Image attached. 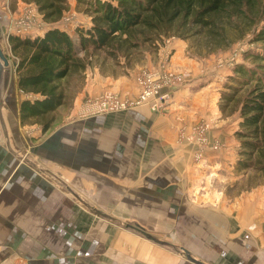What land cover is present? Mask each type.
Here are the masks:
<instances>
[{"label":"crops","instance_id":"obj_1","mask_svg":"<svg viewBox=\"0 0 264 264\" xmlns=\"http://www.w3.org/2000/svg\"><path fill=\"white\" fill-rule=\"evenodd\" d=\"M180 61L173 66L190 68ZM110 80L95 76L77 93L74 110H83L84 101L102 94ZM112 80L115 89H123L112 91L137 94L123 80ZM177 91L161 111L141 106L74 120L34 142L21 134L19 107L7 126L1 123L0 264H194L177 246L204 264H261L264 198L258 194L264 186L223 206L191 195L200 177L197 167L204 163L215 172L221 152L208 150L197 161V148L183 130L191 134L204 118L213 119L209 138L222 139L223 159L232 166L238 160V141L228 134L234 123L216 121L222 116L221 92L211 84L190 96L184 88ZM240 122L238 117L236 128ZM59 132L57 141L31 152ZM211 227H223L228 242L213 257L196 248L197 241L213 247Z\"/></svg>","mask_w":264,"mask_h":264},{"label":"trees","instance_id":"obj_2","mask_svg":"<svg viewBox=\"0 0 264 264\" xmlns=\"http://www.w3.org/2000/svg\"><path fill=\"white\" fill-rule=\"evenodd\" d=\"M22 1L34 4L49 24L59 22L71 9L69 0ZM75 1L77 9L82 8L81 13L90 19L89 27L75 29V38L60 27L36 38L9 37L17 59V86L30 97L20 103L22 126L40 124L43 132L49 131L52 115L68 103L62 81L85 70L88 55L106 49H111L112 55L123 51L125 44L140 46L136 41L139 35L143 42H163L170 37L188 39L207 34L211 41L218 42L227 39L229 31L239 32L241 37L254 32L253 41L264 42V0ZM246 59L250 66L238 65L233 70L235 85H227L229 93L223 95V109L245 93L235 134L239 143L235 170L239 174L253 171L264 179V53L249 54ZM261 184L259 181L255 186Z\"/></svg>","mask_w":264,"mask_h":264},{"label":"rangeland","instance_id":"obj_3","mask_svg":"<svg viewBox=\"0 0 264 264\" xmlns=\"http://www.w3.org/2000/svg\"><path fill=\"white\" fill-rule=\"evenodd\" d=\"M74 2V8L70 9V11L65 13L63 16L64 18L66 17L69 19L68 22L62 23L63 26L61 25L62 19L56 24H49L42 17L44 21L43 25L40 21L41 19H38V22H36L37 27H39L38 31L41 33L38 32L40 33L39 35H37V33H33L32 37L27 38L43 36L47 30L53 27H60L75 38L74 32L78 26H90L85 24L83 18L85 17L89 23L90 19L81 13L82 8L78 7L77 9L76 1L74 0ZM25 5H27V3L22 0H0V49L3 56L8 60V69L11 71V80L9 81L7 88L5 89L3 85L0 87V125L2 123L4 126L5 124L7 126L8 122L13 119L12 115L16 113L18 107L20 110V103L23 100L30 98L22 94L17 86V59L13 55L9 43V37L15 36L12 33L10 34L11 23L17 16L20 15ZM31 5L37 9L34 4ZM260 28L261 26H259L257 30ZM253 33L254 32H248V34L244 37H241L239 36V32L229 31L227 39H218V42L211 41L207 34L188 39L170 37L165 38L163 42H160L158 39L143 42V36L139 35L136 38V41L141 43L140 46L129 47L128 44H125L123 46V51H117L112 55L109 53L111 49L96 52L91 56L88 55L89 64L87 68L85 70L74 72L66 80L62 81V87L69 97L68 103L65 107L59 109L52 115L54 122L51 129L47 132H43L40 124L26 125L23 126L21 134L26 137H31L34 142L49 134V132L59 128L66 122L83 120L86 118L80 115L81 110H74L73 102L77 93L81 89L85 88L86 85H90L95 76L111 79L110 87L105 89L104 92L112 90L123 91V89L114 88L112 79H115L116 81L123 80V84H127L137 89V79L143 71L157 69L167 60L169 68L176 74L183 76L184 81L177 87L165 88L164 91L172 95V92L178 93L177 90L180 89V91H182L184 88L186 92H188L187 95L190 96L194 90H198L199 88L211 84L212 89L214 88L216 90H220L221 92V98L217 105V111H219L222 116L217 117L216 121L223 120V126H229V123H234L232 129H229L228 134L236 137L234 129L238 127V125H236L235 122L239 117L240 102L245 93L241 92L237 100L224 109L223 95L229 93L227 85H235L232 81L234 68L238 65L250 66L251 64L249 59H246L249 54L261 55L264 53V42H254ZM83 56L84 55L82 54V57ZM174 56H177V58L174 59ZM172 59L174 60L172 61ZM179 59L182 62H186L187 66H190V68L179 69L178 67L173 66V62L178 64ZM194 82H197L200 85L190 87L189 85ZM104 92L102 94H104ZM118 94L123 95L121 92H118ZM86 103L87 102L84 101V104ZM212 120L213 119L204 118L202 122L195 125V128L202 123L209 122L210 130L207 133L208 135L214 127V120ZM236 129L238 130L239 128ZM221 140L222 139L218 138L215 140L214 138H212V140L210 139L211 142L219 141L222 144L220 149L212 151L213 153L218 154L221 152V158L219 157L220 161H218L217 170L215 168L216 171L212 173L210 172L211 169L205 166L206 164L202 163L199 165L197 168H200V177L197 178L196 183L193 187H191V195H196L198 200L206 201L213 205L218 204L223 206L225 201L233 203L237 197L241 196L242 193L244 194H242V196H244L243 198H245L247 193L250 194L251 189H255L257 187L255 184L259 181L262 183L261 186H264V179L258 177L253 171L249 174L236 173L235 167L237 161L235 162V165L232 166L231 163L223 159V157H225L223 150H225L226 147L224 146L225 143ZM208 150H206L204 157L207 156L209 152ZM218 154H214L213 156ZM196 160L200 161L197 158ZM196 163L199 164L200 162ZM249 178L251 179L250 181ZM258 195L259 199L264 198V192H262V190ZM181 212H183L181 217H185L186 214L184 213H186L187 210L183 209ZM207 230L210 232L209 228H206L204 229V233H208ZM220 230L221 232H218L217 227H211V232L212 234L214 233L213 235L215 236L212 240L213 247H208L206 249L202 243L197 241V250L201 253H207L210 251L212 253V257L218 256L220 252L223 253V251L228 247V242L224 237L225 235H223V227H221ZM176 248L180 254L185 256L184 252L180 249V246H177ZM262 261H264V257L261 258V264H264Z\"/></svg>","mask_w":264,"mask_h":264},{"label":"built area","instance_id":"obj_4","mask_svg":"<svg viewBox=\"0 0 264 264\" xmlns=\"http://www.w3.org/2000/svg\"><path fill=\"white\" fill-rule=\"evenodd\" d=\"M41 19L42 25L44 21L31 4L23 7L19 16L11 23L10 34L21 38L32 37L33 33L39 35L36 22ZM66 17L62 18V23L68 22ZM63 26V25H62ZM40 32V33H38ZM35 37V36H34ZM184 81V77L176 74L169 68L166 60L157 69L143 71L137 79V94L132 96L129 93L118 94L113 91L104 92L86 100L80 115L83 117H91L109 113L125 112L141 106H149L153 112L163 110L171 103V95L164 91L165 88L177 87ZM210 130V123L205 122L194 127L191 134H187L184 130L181 135L195 144L197 148L196 158L201 160L204 158L206 150H218L222 147L219 141L211 142L207 135Z\"/></svg>","mask_w":264,"mask_h":264},{"label":"water","instance_id":"obj_5","mask_svg":"<svg viewBox=\"0 0 264 264\" xmlns=\"http://www.w3.org/2000/svg\"><path fill=\"white\" fill-rule=\"evenodd\" d=\"M8 66H9V62L8 60L3 56V53L0 49V87L1 85H3V87L6 89L7 86L9 85V81H10V70L8 69ZM59 135H60V132L55 134L54 136H52L44 145H42L41 147L39 148H35V149H31V152L34 153V154H37L41 149H43L44 146H48L49 144H51L52 142H55L58 140L59 138ZM96 215L100 216V217H103V218H108L109 216H107L106 214H104L103 212L99 211V210H95L94 211ZM137 228L139 230L140 227L137 226ZM143 231V230H141ZM148 238L154 240V238H152L151 236H148L147 234H145ZM185 256H186V259L194 264H204L200 261H198L197 259H195L194 257L191 256V253L182 248L181 249Z\"/></svg>","mask_w":264,"mask_h":264}]
</instances>
